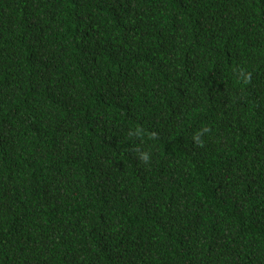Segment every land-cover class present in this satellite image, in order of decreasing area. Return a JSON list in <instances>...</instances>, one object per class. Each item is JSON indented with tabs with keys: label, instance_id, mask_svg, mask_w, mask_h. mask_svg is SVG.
Instances as JSON below:
<instances>
[{
	"label": "trees",
	"instance_id": "trees-1",
	"mask_svg": "<svg viewBox=\"0 0 264 264\" xmlns=\"http://www.w3.org/2000/svg\"><path fill=\"white\" fill-rule=\"evenodd\" d=\"M0 264H264V0H0Z\"/></svg>",
	"mask_w": 264,
	"mask_h": 264
},
{
	"label": "clouds",
	"instance_id": "clouds-1",
	"mask_svg": "<svg viewBox=\"0 0 264 264\" xmlns=\"http://www.w3.org/2000/svg\"><path fill=\"white\" fill-rule=\"evenodd\" d=\"M140 158L144 161H148L149 157H148V154L145 152V153H141L140 154Z\"/></svg>",
	"mask_w": 264,
	"mask_h": 264
}]
</instances>
